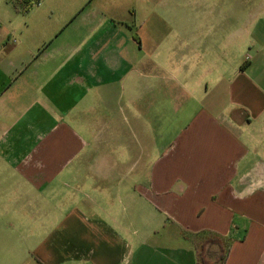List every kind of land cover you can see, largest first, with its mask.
<instances>
[{
  "label": "crops",
  "instance_id": "0c3cea01",
  "mask_svg": "<svg viewBox=\"0 0 264 264\" xmlns=\"http://www.w3.org/2000/svg\"><path fill=\"white\" fill-rule=\"evenodd\" d=\"M146 1L0 0L4 252L197 264L194 233L237 226L225 264H264V0L167 28Z\"/></svg>",
  "mask_w": 264,
  "mask_h": 264
},
{
  "label": "rangeland",
  "instance_id": "374dc122",
  "mask_svg": "<svg viewBox=\"0 0 264 264\" xmlns=\"http://www.w3.org/2000/svg\"><path fill=\"white\" fill-rule=\"evenodd\" d=\"M50 3H54L58 0H48ZM69 0H66L65 5L57 9L58 12L66 11L69 7L67 3ZM158 4L154 5L156 13L160 16L161 19H164L161 22L163 28H167L166 20L169 15L173 14H186L189 18L196 16H205V17H216V15L232 13L234 7V0H155ZM120 7L124 9L132 8V11L136 9L139 14L146 15L149 13L150 9L152 10V4L147 3L145 0L142 3V0H119ZM142 3V4H141ZM3 7L6 5L5 2H2ZM129 6V7H127ZM134 6V7H133ZM126 9V10H127ZM125 13L126 11L123 10ZM193 20L190 24L193 25ZM213 23V22H212ZM210 23L205 27H209ZM25 227H14L13 233L17 238H21L22 235H25ZM3 235V234H2ZM15 253L12 252L8 254L4 252L2 246H0V264H29L30 259L22 252L23 245L21 240L17 239L16 243L13 245ZM5 248V246H4ZM6 251V250H5ZM4 253V254H3ZM16 255V256H15ZM9 260V261H8Z\"/></svg>",
  "mask_w": 264,
  "mask_h": 264
},
{
  "label": "trees",
  "instance_id": "16d2710c",
  "mask_svg": "<svg viewBox=\"0 0 264 264\" xmlns=\"http://www.w3.org/2000/svg\"><path fill=\"white\" fill-rule=\"evenodd\" d=\"M16 10L28 12L32 6L39 3L40 0H12ZM237 226L229 235H222L215 231L203 230L193 234V245L196 250L197 264H225L233 243L237 240H244V234H236ZM186 237H188L186 235ZM217 247L213 251L211 248Z\"/></svg>",
  "mask_w": 264,
  "mask_h": 264
}]
</instances>
